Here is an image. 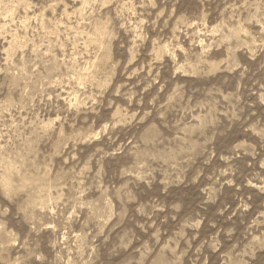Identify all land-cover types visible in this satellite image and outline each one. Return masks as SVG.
Segmentation results:
<instances>
[{
  "label": "rangeland",
  "instance_id": "374dc122",
  "mask_svg": "<svg viewBox=\"0 0 264 264\" xmlns=\"http://www.w3.org/2000/svg\"><path fill=\"white\" fill-rule=\"evenodd\" d=\"M0 264H264V0H0Z\"/></svg>",
  "mask_w": 264,
  "mask_h": 264
}]
</instances>
